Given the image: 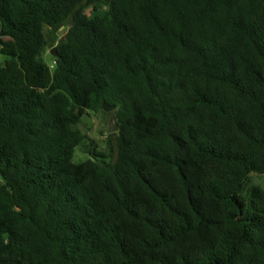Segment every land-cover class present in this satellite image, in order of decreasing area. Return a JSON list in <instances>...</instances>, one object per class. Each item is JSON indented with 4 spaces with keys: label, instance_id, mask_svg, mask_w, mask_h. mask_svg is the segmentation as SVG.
<instances>
[{
    "label": "trees",
    "instance_id": "trees-1",
    "mask_svg": "<svg viewBox=\"0 0 264 264\" xmlns=\"http://www.w3.org/2000/svg\"><path fill=\"white\" fill-rule=\"evenodd\" d=\"M0 264H264V0H0Z\"/></svg>",
    "mask_w": 264,
    "mask_h": 264
},
{
    "label": "rangeland",
    "instance_id": "rangeland-1",
    "mask_svg": "<svg viewBox=\"0 0 264 264\" xmlns=\"http://www.w3.org/2000/svg\"><path fill=\"white\" fill-rule=\"evenodd\" d=\"M105 11L104 6H90L86 8L85 13L88 15L100 14ZM46 35V47L43 51L42 59L43 61L52 66L54 63L53 56L49 53L50 49L55 47L56 44L64 36V30L59 29L54 33H51L50 30L45 27L43 30ZM105 114L98 112H88L84 117H82L81 122L76 126L84 135L85 142L84 144L75 148L73 154V162H80L91 157V150L95 149L106 155L115 156V140L114 137H109V134L104 135L103 132L108 128V121L113 111ZM262 184V177L260 175H251L250 176V185L251 184Z\"/></svg>",
    "mask_w": 264,
    "mask_h": 264
},
{
    "label": "water",
    "instance_id": "water-1",
    "mask_svg": "<svg viewBox=\"0 0 264 264\" xmlns=\"http://www.w3.org/2000/svg\"><path fill=\"white\" fill-rule=\"evenodd\" d=\"M60 29H63L64 30V27H61ZM64 33H66V31L64 30ZM50 54L54 57H57V53H56V50H55V47L51 48L49 50ZM102 110L106 113H109V112H112L114 110V105H109L107 104L106 102H102ZM117 131V123H116V119H115V116L114 115H111L110 118H109V121H108V128L107 130H105L103 132L104 135L106 134H111V133H115Z\"/></svg>",
    "mask_w": 264,
    "mask_h": 264
}]
</instances>
